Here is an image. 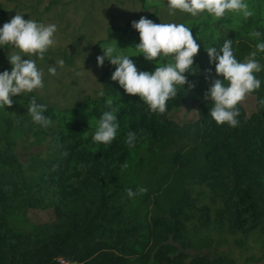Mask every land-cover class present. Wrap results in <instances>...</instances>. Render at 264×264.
<instances>
[{
	"label": "trees",
	"instance_id": "trees-1",
	"mask_svg": "<svg viewBox=\"0 0 264 264\" xmlns=\"http://www.w3.org/2000/svg\"><path fill=\"white\" fill-rule=\"evenodd\" d=\"M247 2L255 9L247 19L232 12L221 20L207 13L194 19L181 12L170 21L191 23L193 37H204V46L233 39L234 55L242 60L257 42L250 31H260L264 39V0ZM165 5L167 0L140 3L141 10L154 8L147 18L155 23ZM8 16L0 3V25ZM83 19L91 16L86 13ZM130 22L123 28L110 26L96 49L102 52L100 46L115 40L134 52L139 39ZM136 56L142 59L134 62L138 70H154L153 63ZM256 59L264 65V53ZM105 61L110 71L99 81L119 109V130L107 146L91 140L95 121L105 110L103 97L55 108L32 92L0 108V264H58V258L69 264H117L119 259L160 264L155 254L166 245L174 249L166 251L169 261L238 264L232 251L217 252L216 247L231 245L248 253L249 244H257L262 254L256 258L248 253L240 264H264V106L259 103L264 70L257 74L260 88L246 96L252 97L253 110L248 113L239 103V123L229 127L207 115L211 104L203 93L211 78L205 80L204 69L211 67L215 74L203 47L194 57L197 73L185 74L194 87L186 83V92L180 89L167 101L163 114L125 94L110 79L114 66ZM8 67L1 56L0 71ZM33 95L48 105V127L34 124L27 113ZM179 109L194 116L180 123L170 120V113ZM129 131L136 135L133 146L125 143ZM193 133L197 141L184 150L163 146L168 139H187ZM40 146L43 151L37 150ZM19 151L27 155L22 158ZM139 187L146 191L127 196L126 189L136 192ZM30 211L50 213L52 219L36 223L28 217Z\"/></svg>",
	"mask_w": 264,
	"mask_h": 264
},
{
	"label": "clouds",
	"instance_id": "clouds-1",
	"mask_svg": "<svg viewBox=\"0 0 264 264\" xmlns=\"http://www.w3.org/2000/svg\"><path fill=\"white\" fill-rule=\"evenodd\" d=\"M167 9L169 15L180 11L195 18L207 13L214 20L224 19L230 12L247 19L255 12L254 8L249 7L247 0H167ZM22 14L16 12L9 21L0 25V49H4L5 45L13 49L6 56L10 70L0 71V108L4 109L14 103L13 97H21L23 94L44 88V69L38 62L58 43L55 23L24 19ZM130 27L138 33L139 39L138 43H134V53L126 54L122 51L125 48L118 47L115 40L109 39L115 41V44L106 43L100 46L102 55L95 58L97 67H101L105 60L114 66L110 79L116 82L125 94L138 96L150 111L165 113L166 102L175 98L180 89L186 92V83L189 89L194 87L185 74L197 73L194 70V57L202 46L209 65H214L215 74L213 76L211 67L204 69L205 80L211 78L203 93V99L211 104L207 115L217 125H238L237 117L240 113L237 105L261 86L257 74L264 70V65L256 59L259 53H264V39H261L260 31L252 30L248 33L249 37L257 41L255 49L244 59L237 60L233 39L225 38L219 46H204L197 34L193 37V27L184 23H155L141 16L138 20L131 21ZM136 55H142L146 61L153 63L154 70H138L130 59ZM64 63L62 58L50 63L47 66L48 75L57 76L58 69L62 70ZM95 95L104 98L105 110L95 121L91 140L107 146L115 139L119 130V109L114 106V98L107 95L102 88L97 89ZM259 103L264 106V99ZM47 108V104L37 102L36 96L28 98L27 113L34 124L41 127L51 124V119L45 115ZM135 140V133L129 131L125 143L133 146ZM122 167L126 168L127 165ZM144 191L146 189L143 187H139L136 192L130 188L126 189L129 198Z\"/></svg>",
	"mask_w": 264,
	"mask_h": 264
},
{
	"label": "rangeland",
	"instance_id": "rangeland-1",
	"mask_svg": "<svg viewBox=\"0 0 264 264\" xmlns=\"http://www.w3.org/2000/svg\"><path fill=\"white\" fill-rule=\"evenodd\" d=\"M52 1L56 3H52ZM0 3L9 14L4 23L9 21L16 12H22L24 19L32 18L43 23H55L57 25L55 36L58 43L56 47L49 49L44 59L38 62L44 69L45 86L43 89L33 91L55 108L75 107L81 104L84 99L96 97V90L102 88L100 78L103 77L104 73L110 71L106 61L101 67L96 65V56L102 55V52L96 49L97 43L107 39V29L110 26L123 28L128 21L138 20L141 16L147 18L154 11L153 7H148L146 11L141 10V0H0ZM151 3L154 4V2ZM147 5H150L149 2ZM160 10V18L157 23L171 22L172 15L168 14L167 5ZM86 13L91 16V19H85L84 21L83 17ZM175 13L181 12L176 11ZM198 18L195 17L194 19ZM188 26L191 27L192 24L190 23ZM135 34H137L136 31ZM199 38L201 44L204 45V37L200 36ZM111 43L115 44V41H111ZM117 45L122 49L124 48L119 43ZM11 51H13L11 47L7 50L0 49V57L3 56V65L9 66L8 70H10V65L6 56ZM122 51L125 53L130 52L125 51V49ZM58 58L65 61L64 68L62 70L58 69L57 76L48 75L47 66ZM22 59H26V57H22ZM68 59H70V62H68ZM130 59H133V62L142 61L137 56L130 57ZM240 104L248 113L253 110L254 101L252 97H245ZM193 116L192 111L179 109L171 112L169 119L180 123L191 120ZM196 141L197 134L193 133L187 139H168L163 142V146L171 151L177 148L184 150L189 144ZM37 150L43 151L44 146L38 147ZM19 154L22 158L27 155L22 151H19ZM28 217L36 223H46L52 219L50 213L38 211H30ZM249 245L247 252L259 258L262 254L261 248L257 244ZM216 250L223 253L232 251L238 264H240L243 257L248 255V253H243L231 245L217 246ZM166 251L171 252L174 249L166 245L161 249L159 248L155 254V258L160 264H184L182 258L173 261L166 260ZM136 262V259H119L117 264H135ZM252 264H263V262L258 261Z\"/></svg>",
	"mask_w": 264,
	"mask_h": 264
},
{
	"label": "built area",
	"instance_id": "built-area-1",
	"mask_svg": "<svg viewBox=\"0 0 264 264\" xmlns=\"http://www.w3.org/2000/svg\"><path fill=\"white\" fill-rule=\"evenodd\" d=\"M57 263L58 264H69V262L63 258H58L57 259Z\"/></svg>",
	"mask_w": 264,
	"mask_h": 264
}]
</instances>
